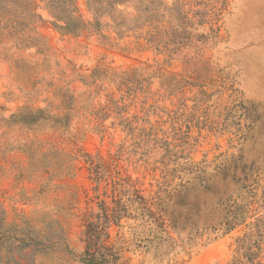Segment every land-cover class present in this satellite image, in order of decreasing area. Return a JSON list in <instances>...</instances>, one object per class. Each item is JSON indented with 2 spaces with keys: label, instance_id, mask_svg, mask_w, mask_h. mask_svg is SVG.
<instances>
[{
  "label": "rangeland",
  "instance_id": "1",
  "mask_svg": "<svg viewBox=\"0 0 264 264\" xmlns=\"http://www.w3.org/2000/svg\"><path fill=\"white\" fill-rule=\"evenodd\" d=\"M113 179L118 264H264V0H0V264H81Z\"/></svg>",
  "mask_w": 264,
  "mask_h": 264
},
{
  "label": "trees",
  "instance_id": "2",
  "mask_svg": "<svg viewBox=\"0 0 264 264\" xmlns=\"http://www.w3.org/2000/svg\"><path fill=\"white\" fill-rule=\"evenodd\" d=\"M125 180H116L110 182L109 194L113 206L108 208L105 200H100V211L92 214L86 224L84 233V247L80 254L81 264H118V253L114 245L107 244L108 233L106 228L112 223H116L126 212L125 204L122 198L125 194L126 201L132 203L137 201L142 209V215L150 216L154 212L149 207V204L144 196H142L138 189L132 183H127ZM127 188H126V187ZM131 195H134L132 197ZM137 199V200H135ZM160 223H164L163 217L157 215Z\"/></svg>",
  "mask_w": 264,
  "mask_h": 264
}]
</instances>
